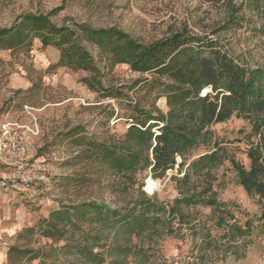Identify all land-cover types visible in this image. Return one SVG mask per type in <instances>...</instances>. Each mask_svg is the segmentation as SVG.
Listing matches in <instances>:
<instances>
[{"label": "rangeland", "instance_id": "obj_1", "mask_svg": "<svg viewBox=\"0 0 264 264\" xmlns=\"http://www.w3.org/2000/svg\"><path fill=\"white\" fill-rule=\"evenodd\" d=\"M249 1L234 0L240 10L238 16L245 19L238 27L223 29L230 15L227 0H0V28L11 27L26 13H54L50 20L57 26L117 27L145 44L185 30L217 40L242 63L264 65V1L259 12L248 9ZM87 47L100 67L101 84L120 94L118 97H104V92L90 88L92 71L57 66L60 48L54 44L44 46L40 37L34 38L29 49H0V127L6 122H17L38 132L29 133L31 158L38 170L47 175L46 183L36 182L32 191L22 194L25 198H16L17 194L13 199L11 195L7 211L0 208V218H5V227L12 232L0 239V249L6 252L2 264H93L51 251V247L64 245V239L74 240L71 234L54 241L38 234L20 233L64 205L95 201L118 207L133 202L141 197L142 184V191L161 201L171 202L179 195L171 178L182 176L178 168L181 157H177L176 167L164 179H153L150 171H145L137 174V181L132 184L113 172L85 142L78 144L66 137L76 128L84 132L78 138L92 136L99 142H109L126 133L136 110H168L166 99H156V93L144 82L156 75L133 72L126 64L111 65L98 48ZM138 80L142 82L136 85ZM212 131L211 142L189 151L188 161L212 150L217 143L249 167L245 151L252 125L248 119L233 116L212 126ZM231 168L227 161L217 171L221 182L219 199L237 209V218L245 221L240 212L259 215L260 208L257 199L237 183ZM196 209L205 214L211 212L208 208ZM90 228L86 225L84 231ZM193 244L191 238L164 235L146 258H120L122 264H264V232L260 227L239 242L237 252L224 255L212 251L203 262L196 257ZM11 247L41 250L42 257L31 259L32 255L10 253Z\"/></svg>", "mask_w": 264, "mask_h": 264}, {"label": "trees", "instance_id": "obj_2", "mask_svg": "<svg viewBox=\"0 0 264 264\" xmlns=\"http://www.w3.org/2000/svg\"><path fill=\"white\" fill-rule=\"evenodd\" d=\"M262 1L250 0L248 9L259 12ZM227 2L230 15L223 29L238 27L245 18L238 16L234 0ZM53 14L26 13L11 27L0 28V49H29L34 38L40 37L44 46L60 48L57 66L92 71L90 88L104 92V97H118L120 94L101 84L100 67L87 45L98 48L111 65L126 64L133 72L156 75L144 82L156 99H166L168 107L166 112L136 110L126 133L109 142L92 136L78 138L84 132L76 128L66 137L78 144L85 142L113 172L132 184L137 174L145 171H150L153 179H164L176 167L178 156L182 176L171 178L179 194L171 202L148 196L141 190L142 184L141 197L133 202L118 207L95 201L64 205L35 227L25 228L20 236L38 234L60 241L71 234L74 240L64 239V245L51 247V251L93 264H122L120 257L146 258L164 235L191 238L196 257L203 262L212 251L224 255L237 252L239 242L251 237L256 227L264 232V65L242 63L217 40L185 30L145 44L117 27L57 26L50 20ZM233 116L248 119L252 125L245 151L249 167L217 143L188 161L189 151L211 142L212 126ZM227 161L237 183L257 199L259 215L240 212L246 217L242 221L236 216L237 209L219 199L217 171ZM196 207L211 212L205 214ZM86 225L90 230L84 231ZM14 251L32 255L31 259L42 257L41 250L11 247L10 253Z\"/></svg>", "mask_w": 264, "mask_h": 264}, {"label": "built area", "instance_id": "obj_3", "mask_svg": "<svg viewBox=\"0 0 264 264\" xmlns=\"http://www.w3.org/2000/svg\"><path fill=\"white\" fill-rule=\"evenodd\" d=\"M29 133L37 131L17 122H6L0 127V168L7 171L0 178V188L16 197L32 191L36 182L46 183V173H41L31 158Z\"/></svg>", "mask_w": 264, "mask_h": 264}, {"label": "crops", "instance_id": "obj_4", "mask_svg": "<svg viewBox=\"0 0 264 264\" xmlns=\"http://www.w3.org/2000/svg\"><path fill=\"white\" fill-rule=\"evenodd\" d=\"M0 173L4 174V176H0L1 177H5L7 175V171L5 169H0ZM2 190V191H1ZM21 193L20 195L18 194V196L16 198H25ZM11 194L6 191L5 189L0 188V208L6 209V211L9 209V203L11 202V198H10ZM13 199H15L14 196H11ZM6 220L5 218H0V239L3 238V236H10L12 232H10L9 228H6ZM14 230H16L14 228ZM6 257V252L1 251L0 249V264H2L5 260Z\"/></svg>", "mask_w": 264, "mask_h": 264}]
</instances>
